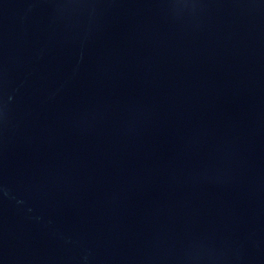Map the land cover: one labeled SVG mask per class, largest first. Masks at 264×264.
Returning a JSON list of instances; mask_svg holds the SVG:
<instances>
[{
    "label": "water",
    "instance_id": "obj_1",
    "mask_svg": "<svg viewBox=\"0 0 264 264\" xmlns=\"http://www.w3.org/2000/svg\"><path fill=\"white\" fill-rule=\"evenodd\" d=\"M0 264H264V0H0Z\"/></svg>",
    "mask_w": 264,
    "mask_h": 264
}]
</instances>
